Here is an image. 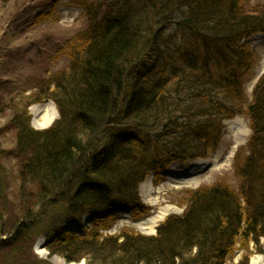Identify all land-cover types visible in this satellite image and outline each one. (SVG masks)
<instances>
[{
  "label": "trees",
  "instance_id": "1",
  "mask_svg": "<svg viewBox=\"0 0 264 264\" xmlns=\"http://www.w3.org/2000/svg\"><path fill=\"white\" fill-rule=\"evenodd\" d=\"M73 3L84 7L88 24L61 45L70 66L28 96L30 105L52 100L59 117L35 130L25 109L6 125L23 160L13 195L20 212L10 220L15 238L45 235L50 255L86 264H226L251 243L264 255V74L249 100L245 82L258 60L243 43L264 33V5ZM236 115H247L252 128L248 152L236 154L238 187L187 191L183 213L168 215L155 235L129 227L105 234L120 207L140 217V185L150 172L160 180L176 161L210 156L223 122ZM85 214L93 218L85 234L62 223ZM20 258L17 264H52ZM239 264H250L249 254Z\"/></svg>",
  "mask_w": 264,
  "mask_h": 264
},
{
  "label": "rangeland",
  "instance_id": "2",
  "mask_svg": "<svg viewBox=\"0 0 264 264\" xmlns=\"http://www.w3.org/2000/svg\"><path fill=\"white\" fill-rule=\"evenodd\" d=\"M244 5L245 10H250L264 5V0H244ZM87 24L84 7L73 3V0H0V128L5 127L0 131V148L3 149L0 184L4 186V191L0 192V264H17V258H33L35 255L52 264H86L85 260L68 262L58 255H50L45 235L34 240L15 238L10 220L20 212L19 202L13 195L23 160L16 147L15 131L6 125L14 111L24 113L26 109L35 130L50 127L54 121L44 127L36 124L41 119L43 106L50 100L30 105L28 96L40 82L69 68V58L60 56L58 52L65 40L83 30ZM243 43L253 48L258 60L245 82L246 93L251 100L254 88L264 74V33H254ZM55 108L57 119L59 111L56 105ZM251 136V122L247 115L226 119L218 147L210 156L176 161L160 174V180H157L154 171L150 172L140 185V217L134 216L128 207H120L116 211L115 224L105 230V234H118L129 227L145 235H155L158 225L168 215L183 213L187 191L218 182L238 187L236 154L243 147L248 152ZM166 209L169 211L155 223L156 226L149 224L148 219ZM92 222V216L85 214L80 223L74 224L70 220L62 223L65 228H74L81 234L85 228L91 227ZM245 253L249 254L250 264H264L260 245L254 243L249 249L238 246L226 264H239Z\"/></svg>",
  "mask_w": 264,
  "mask_h": 264
},
{
  "label": "bare ground",
  "instance_id": "3",
  "mask_svg": "<svg viewBox=\"0 0 264 264\" xmlns=\"http://www.w3.org/2000/svg\"><path fill=\"white\" fill-rule=\"evenodd\" d=\"M52 106V108H50ZM57 110L55 108L54 102L52 100L47 101L46 104L43 106L42 115L40 121H37L36 124L38 127H44L47 123H52L54 119L57 117ZM169 209L164 210V212H160L156 217L148 219L149 224H154L159 220L163 219ZM156 226V225H155ZM140 228H144L140 226Z\"/></svg>",
  "mask_w": 264,
  "mask_h": 264
}]
</instances>
